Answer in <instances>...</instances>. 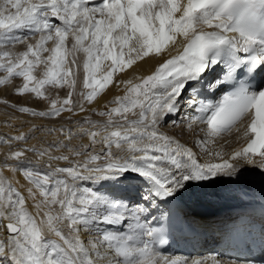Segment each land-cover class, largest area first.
Masks as SVG:
<instances>
[{"label":"snow or ice","instance_id":"obj_1","mask_svg":"<svg viewBox=\"0 0 264 264\" xmlns=\"http://www.w3.org/2000/svg\"><path fill=\"white\" fill-rule=\"evenodd\" d=\"M21 30L24 34L18 35ZM35 35L39 40L27 44L24 52L5 50ZM69 36L71 49L67 47ZM178 37L182 51L175 47L172 55L168 46H177ZM49 41H54L50 50L46 47ZM49 51L50 55L42 56ZM69 51L86 55L84 83L91 91L83 95L89 103L112 82L114 73L150 55L168 52L170 58L139 83L118 82L124 84L125 94L110 102L114 107L98 113L108 117L106 124L97 126L85 120L94 130L82 129L80 134L89 136L91 143L81 145L84 152L74 153L85 156L84 160L73 162L67 155L52 156L42 150L41 157L68 161L70 166L53 168L49 163L48 171H40L24 166L25 151L36 152L35 148L6 157L3 167L22 172L31 185L27 199L35 212L28 211L25 195L0 174V227L7 233L6 240H0V264H160L162 257L155 244L164 243L169 214L156 217L148 212L141 222L139 213L145 209L136 201L135 234L101 230L100 225L122 224L131 215L124 198L115 195L117 186L125 192L138 191L149 208H158L159 203L177 202L190 185L222 176L238 178L242 169L236 161L252 165L257 163L254 157H259L258 167L264 172V0H0V71L7 73L0 85L22 77L25 83L18 94L32 92L38 98L46 85L74 86V79H68L72 70L66 67ZM106 59L112 62L110 70L98 80L95 70ZM71 63L75 65V56ZM40 64L46 69L37 80L33 71ZM226 88L231 90L217 104L200 99L205 90ZM69 103L65 99L57 108L53 101L48 113L27 107L19 111L58 116L71 111L63 107ZM185 107L193 110L182 121L186 129L205 125L207 137L231 132L251 113L244 135L253 134L252 138L229 159H223L221 152H210L209 140H197L196 146L205 155L221 161L201 162L191 148L159 131L166 117H173L171 124L177 126L174 117ZM128 114L138 118L129 119ZM72 135L69 130L66 138ZM97 143L103 145L100 152L90 154ZM113 146L126 155H115ZM54 147L58 146H49ZM8 160L17 163L9 165ZM84 181L97 187H81ZM82 233L91 238L85 241Z\"/></svg>","mask_w":264,"mask_h":264},{"label":"bare ground","instance_id":"obj_2","mask_svg":"<svg viewBox=\"0 0 264 264\" xmlns=\"http://www.w3.org/2000/svg\"><path fill=\"white\" fill-rule=\"evenodd\" d=\"M181 2L186 3V0H181ZM177 15H179V13ZM208 29L209 28H205V31ZM36 36H38L39 38V35ZM28 40L30 43L34 44L35 41H37L38 39H35L34 36H30ZM180 40H182V38L178 37L177 46L169 44L168 47L172 50V55L176 54L175 47H180V50L182 51V46H180L179 44ZM48 44L53 45L54 41H49L47 45ZM71 44L72 41L70 39L67 42V47L69 49H71ZM85 45H87L86 41ZM47 48L50 50L49 47ZM69 53L71 54V51H69ZM75 53L77 55V58H75L76 61L84 70L83 65L86 60L85 53H83L82 51ZM71 57L73 58V56L70 55L69 59H71ZM169 58L170 55L168 54V52H164L159 57L155 55H150L148 57H145L143 60L136 61L131 67L125 69L124 71L114 73L112 82L109 83L106 88L93 99L91 103H89L86 98L82 100V97L78 98L76 97V95L75 97L77 98V100H80L81 105L71 106L72 103L74 104V102H72L71 95V98H69L70 103L67 105H63L64 108H71V111H62L58 116L46 115L44 117H41L38 115H32L30 113L19 111V109L22 107H27L31 110H34L35 112L48 113L51 110L48 108L47 110H41L39 107H37L39 106V104L37 103L34 107L30 106V104H26L24 102V96L19 95L18 97L17 94H13L11 97H9L10 99L7 102H4L0 98V141H6V143H0V174H2L4 177H7L25 195L26 207L29 212H35V209L32 207L33 202L30 199H27V188L31 187V185H29L28 182L24 179L22 172H12L8 168L3 167L6 157L10 155V150L13 151L17 149V151H24L26 149L35 148L37 150L36 152L25 151L24 166L40 171H48L49 169L46 167V165L49 163H51L53 168L70 166L68 161H49L47 155L41 157L39 155V151L42 150H49V154L52 156L67 155L69 156L70 161L73 162L84 160L86 158L85 156H76L74 155V153L77 151L84 152L85 150L81 147V145H89L91 143L89 136L80 134L82 129L89 131L94 130L92 129L90 124L85 123V120H89L95 123L97 126L106 124L108 121V117L99 115L98 113L100 112L98 111V108L100 106H107L106 111H108L110 107L115 106L110 102L114 100L116 96H123L125 94L124 84L118 82L132 80L133 83H139L140 79H142L144 76L152 75L156 71L157 67ZM111 63L112 62L110 59L102 60L100 67L95 70L96 79H103L104 75H106V73L110 70ZM214 75L215 73L210 74L209 79H211V77ZM75 81L77 82L75 86L79 85L78 88H80V85H84L85 87V70L84 75L81 76L80 79H77ZM76 88L77 87H75V90ZM85 90L91 91V89L87 87H85ZM64 91L70 93L72 90L68 87H65ZM2 93L3 89H0V96L2 95ZM209 95V92L205 90L202 92L200 99H206V97ZM187 98V95H185L184 99L187 100ZM54 99L50 100L49 98V100L47 101L49 103L50 101L53 102L57 100ZM61 106L62 102L57 100L56 107L59 108ZM192 114L193 110L191 108H182L181 113L178 116L174 117L176 120H178L177 126L174 127L171 124V119L173 117H166L165 121L161 122L159 126V131L169 136L175 137L177 140H179L181 144H184L187 147L191 148L193 152L197 154L201 162L221 161L215 156L205 155L201 151V149L196 146L197 140H209V151L212 153L221 152L223 159H229L233 152L243 148L246 144L247 136L244 135L245 126L242 124V121L239 122L237 126L233 128L232 131L229 133L221 134L216 137H207L205 134L207 130L205 125H195L192 131H188L184 123H182V121L186 120ZM128 118L136 119L138 117L133 116L132 114H128ZM61 129H63V133H61ZM200 129H205V131H201ZM69 130H71L73 134L70 140L66 138ZM21 135H23L25 139H15V137ZM100 139L101 137L98 136L97 140ZM54 144L58 147L50 149L49 146ZM63 145H67V147H63ZM102 147L103 145L101 143L95 144L92 147V151L90 154L99 153ZM111 151L117 156L126 155V151L122 152L116 149L115 146H113ZM254 160L257 161V163L252 165H245L242 161L234 162L238 163L242 169L238 178H228L222 176L216 180L207 181L203 184L190 185L188 186L187 191L180 197L183 199V202L187 205H191L192 203H205L215 207L216 216H218L217 219H219V216L221 215H230L232 213V208L234 207L237 201H243L244 199L246 200L251 195L257 194L259 191H264V172H262L258 167L259 157H254ZM28 161H31L32 163L28 164ZM102 162L103 161H97L96 163ZM7 163L9 165H15L17 162L13 160H8ZM80 186H90L92 188L97 187V185L90 184V182L88 181L81 182ZM115 195L124 198V203L127 204L126 198H140L141 193L136 190L125 192L121 186H117ZM133 209L134 207L130 206L127 210L130 213H133ZM58 210L59 209L57 208V211ZM100 228L101 230H105V225H100ZM120 234L125 235V233L123 232H120ZM6 237V230L0 227V240H6ZM81 238L86 241L91 237L82 233ZM211 252L214 251L212 250ZM184 259L186 258L180 259L179 257L173 258L171 260H178L181 262V264H192L194 261L193 259L184 261ZM165 261H167L168 264H171V261L167 260L166 257H163V259L160 260V264H165Z\"/></svg>","mask_w":264,"mask_h":264},{"label":"rangeland","instance_id":"obj_3","mask_svg":"<svg viewBox=\"0 0 264 264\" xmlns=\"http://www.w3.org/2000/svg\"><path fill=\"white\" fill-rule=\"evenodd\" d=\"M19 34H24L23 33V30H21L20 32H18ZM17 33V34H18ZM18 34V35H19ZM35 37V39L37 38L38 40H39V38H38V36H34ZM69 40L71 39V41H72V38H71V36H69V38H68ZM37 40V41H38ZM68 40V41H69ZM37 41H35V43L37 42ZM30 42H29V40L27 39L24 43H17V44H15L14 46H12V47H9V48H7V49H5V50H7V51H9V52H11V53H14V54H18V53H22V52H24L25 50H26V46H27V44H29ZM34 43V44H35ZM88 43H90V40L89 41H87V44ZM25 44V45H24ZM32 44V43H31ZM47 47H49L50 49L51 48H53L54 47V44L53 45H50V44H48L47 45ZM75 52H71V54L70 53H68V56H67V61H68V63H67V69H71L72 70V73H73V75H71V76H69V80H73L74 79V81L75 80H77V79H80L81 78V76H83L84 75V70L82 69V67L80 66V64L76 61V63H75V65H73L72 63H71V59H73L72 57H71V59H69L70 58V55H72V56H75V58H77V55H76V53L74 54ZM70 54V55H69ZM48 55H50V51L49 52H44L43 54H42V56L43 57H47ZM86 58V57H85ZM69 59V60H68ZM101 63H102V61H101ZM100 63V64H101ZM45 69H46V65H44V64H40V65H38L35 69H34V71H33V75L36 77V79L38 80V79H42L43 78V73H44V71H45ZM80 70V71H79ZM74 72H75V75H74ZM5 75H7V73H4L3 71H0V79H2ZM24 83H25V81L23 80V78L22 77H13L8 83H5V84H2V85H0V89H3V93H2V95L0 96V98L4 101V102H7L10 98L9 97H11L13 94H17V96L19 97V95L20 96H24V102L26 103V104H30V106H35V104L37 103V104H39V106H37V107H39L41 110H47V108L48 109H51L52 108V105H51V101L49 102L50 103V105H49V103H48V101L47 100H49V98H50V100H53L54 98L55 99H57L58 101H61V102H63L65 99H69V98H71V96H69V93L68 92H66V91H64V89H65V87H68L69 89H71L72 91L70 92L71 93V95H72V102H74V104L72 103L71 104V106H80L81 105V102H80V100H77V98L76 97H78V98H80V97H82L81 99L83 100L84 98H85V96L83 95V94H86L87 93V91L88 90H85V87H84V85H80V88H78L79 87V85H77V86H75L76 85V81H75V84H74V86H70V84L69 83H64L63 84V86H60V85H56V86H52V85H46L44 88H42L41 89V92H42V94L44 95H42V98L40 97V98H38L37 96H36V94L35 93H32V92H26V93H24V94H18V92H17V90L20 88V87H23V85H24ZM30 87L32 86V84H30L29 85ZM75 87H77L76 88V90H75ZM5 88V89H4ZM5 90V91H4ZM57 90V91H56ZM52 91V92H51ZM85 91H86V93H85ZM66 92V93H65ZM89 92V91H88ZM75 93V94H74ZM80 93H81V95H80ZM77 95V96H76ZM76 96V97H75ZM54 99V100H55ZM61 99V100H60ZM75 99H76V101H75ZM56 100V101H57ZM36 101V102H35ZM78 101V102H77ZM47 102V103H46ZM75 102H77V103H75ZM80 102V103H79ZM48 104V105H47ZM49 107H51V108H49ZM73 108H75V107H73ZM15 151H17V149H15V150H13V151H11L10 150V154H11V152H15ZM242 182V181H241Z\"/></svg>","mask_w":264,"mask_h":264},{"label":"water","instance_id":"obj_4","mask_svg":"<svg viewBox=\"0 0 264 264\" xmlns=\"http://www.w3.org/2000/svg\"><path fill=\"white\" fill-rule=\"evenodd\" d=\"M106 109H107L106 106H102V107L99 108V112H103V111H105Z\"/></svg>","mask_w":264,"mask_h":264}]
</instances>
